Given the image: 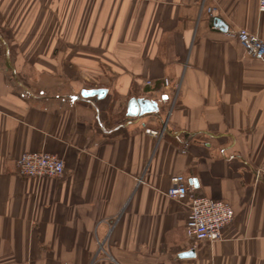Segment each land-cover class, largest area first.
Masks as SVG:
<instances>
[{
    "label": "crops",
    "instance_id": "0c3cea01",
    "mask_svg": "<svg viewBox=\"0 0 264 264\" xmlns=\"http://www.w3.org/2000/svg\"><path fill=\"white\" fill-rule=\"evenodd\" d=\"M216 19L264 40L258 0H0V264H264V59ZM177 173L232 206L220 240L190 243Z\"/></svg>",
    "mask_w": 264,
    "mask_h": 264
},
{
    "label": "built area",
    "instance_id": "2783aa9c",
    "mask_svg": "<svg viewBox=\"0 0 264 264\" xmlns=\"http://www.w3.org/2000/svg\"><path fill=\"white\" fill-rule=\"evenodd\" d=\"M258 9L264 11V0H258ZM213 10L214 8L208 9L210 14H213ZM213 28H218L215 22ZM226 33L236 39L248 55L264 59V40L258 33L245 28L226 30ZM147 83L151 81L148 80ZM164 84L169 85L166 78ZM145 131L153 136L161 134L151 128H146ZM64 169L62 158L44 151H26L16 159V170L24 177H60ZM165 194L170 199L188 201L186 233L191 244L220 240L223 229L233 220L234 210L228 202L196 193L181 173L170 177Z\"/></svg>",
    "mask_w": 264,
    "mask_h": 264
},
{
    "label": "water",
    "instance_id": "95a60500",
    "mask_svg": "<svg viewBox=\"0 0 264 264\" xmlns=\"http://www.w3.org/2000/svg\"><path fill=\"white\" fill-rule=\"evenodd\" d=\"M216 25L221 29L226 31L227 26L221 19H216ZM106 88H90V89H82L79 96L80 98H88L96 96L97 98H102L106 93ZM158 109V104L156 100H150L148 98L139 97V98H131L128 103L127 108V117L134 118L142 115H156ZM195 255V251L193 248L188 249L187 251H183L180 253V256H193Z\"/></svg>",
    "mask_w": 264,
    "mask_h": 264
}]
</instances>
